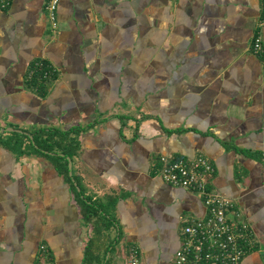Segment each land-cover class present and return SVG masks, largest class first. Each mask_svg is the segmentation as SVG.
<instances>
[{
	"label": "crops",
	"instance_id": "crops-1",
	"mask_svg": "<svg viewBox=\"0 0 264 264\" xmlns=\"http://www.w3.org/2000/svg\"><path fill=\"white\" fill-rule=\"evenodd\" d=\"M262 16V0H60L53 29L46 0L0 3V139L88 128L72 181L64 159L0 144V264H129L134 245L143 264H173L206 207L156 168L199 154L253 230L243 264H264ZM36 59L55 71L41 90L27 82Z\"/></svg>",
	"mask_w": 264,
	"mask_h": 264
},
{
	"label": "built area",
	"instance_id": "built-area-1",
	"mask_svg": "<svg viewBox=\"0 0 264 264\" xmlns=\"http://www.w3.org/2000/svg\"><path fill=\"white\" fill-rule=\"evenodd\" d=\"M11 0H0L6 6ZM60 0H46V9L53 29L59 25ZM263 16L260 28L264 25ZM252 51H264V36L259 30L253 39ZM49 76V75H48ZM216 168L202 154L192 158L161 156L156 173L165 182L199 194L206 211L203 216L186 220L181 231V245L174 255L173 264H243L245 256L255 247L251 226L242 218L233 198L209 187ZM43 250H46L42 246ZM129 264H143L139 248L131 246Z\"/></svg>",
	"mask_w": 264,
	"mask_h": 264
},
{
	"label": "trees",
	"instance_id": "trees-1",
	"mask_svg": "<svg viewBox=\"0 0 264 264\" xmlns=\"http://www.w3.org/2000/svg\"><path fill=\"white\" fill-rule=\"evenodd\" d=\"M52 70L53 67L51 62L45 59H36L30 65L27 82L41 90L50 79H54L55 71ZM121 119L124 121L125 118L121 117ZM84 129L88 128L76 126L69 131H61L55 128H39L32 130L30 133L13 132L12 134L17 136L16 139H0V144L7 147L12 152H15L18 156L39 154L55 158L57 163L60 158L64 159V164L59 166L61 168L63 167L64 173L67 175L68 179L72 181L75 175H69L68 160L66 158L67 156L73 158L74 153L78 151L77 147L79 146V140L74 133L79 135ZM75 190L88 217L93 216L94 212L99 211L97 202L92 201L91 197H81L84 195L83 188L80 192L77 190V187Z\"/></svg>",
	"mask_w": 264,
	"mask_h": 264
},
{
	"label": "water",
	"instance_id": "water-1",
	"mask_svg": "<svg viewBox=\"0 0 264 264\" xmlns=\"http://www.w3.org/2000/svg\"><path fill=\"white\" fill-rule=\"evenodd\" d=\"M10 130H13V128H9ZM18 131H22V130H19ZM68 160H69V169H70V175H73V170H72V167H73V163H72V159L70 157H68ZM78 190H80V188L78 187Z\"/></svg>",
	"mask_w": 264,
	"mask_h": 264
}]
</instances>
